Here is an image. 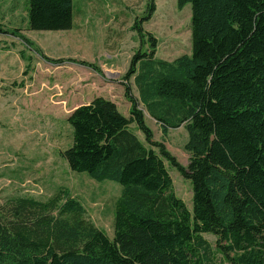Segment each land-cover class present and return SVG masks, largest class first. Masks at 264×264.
I'll return each mask as SVG.
<instances>
[{
  "label": "trees",
  "instance_id": "16d2710c",
  "mask_svg": "<svg viewBox=\"0 0 264 264\" xmlns=\"http://www.w3.org/2000/svg\"><path fill=\"white\" fill-rule=\"evenodd\" d=\"M177 4L192 7L191 54L156 57V39L143 28L156 9L151 0L133 25L141 40L148 35L150 51L136 52L123 77L129 116L96 97L66 119L72 143L61 156L69 168L122 187L114 237L85 219L65 188L47 201L19 197L8 213L0 208V264H217V255L220 264H264V0ZM27 15L31 31H69L75 1L27 0ZM140 102L163 135L185 127L187 167L154 140ZM167 165L190 181L192 210L174 192ZM205 234L216 237L215 250Z\"/></svg>",
  "mask_w": 264,
  "mask_h": 264
},
{
  "label": "rangeland",
  "instance_id": "374dc122",
  "mask_svg": "<svg viewBox=\"0 0 264 264\" xmlns=\"http://www.w3.org/2000/svg\"><path fill=\"white\" fill-rule=\"evenodd\" d=\"M75 25L69 31H31L27 0H0V208L9 212L19 197L47 201L65 188L85 208V219L114 237V207L122 187L113 181L97 182L86 173L73 172L61 152L72 143L67 116L96 97L115 102L129 116L123 77L133 55L149 52L148 35L141 40L134 22L147 14L151 0H74ZM145 32L157 42L156 57L172 62L192 51L191 17L188 4L180 10L177 0H154ZM14 32L16 35H14ZM21 36L29 43L23 42ZM53 59L84 60L98 66L93 71L77 63L54 64ZM139 98L134 78L130 80ZM154 140L163 142L185 167L190 154L185 149L188 134L184 126L163 135L161 125L140 102ZM136 131L142 140L144 136ZM173 189L189 210L193 192L189 180L169 165ZM204 237L216 248V237ZM221 256L217 255V264Z\"/></svg>",
  "mask_w": 264,
  "mask_h": 264
},
{
  "label": "crops",
  "instance_id": "0c3cea01",
  "mask_svg": "<svg viewBox=\"0 0 264 264\" xmlns=\"http://www.w3.org/2000/svg\"><path fill=\"white\" fill-rule=\"evenodd\" d=\"M74 25H75V23H74Z\"/></svg>",
  "mask_w": 264,
  "mask_h": 264
}]
</instances>
